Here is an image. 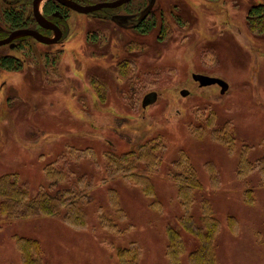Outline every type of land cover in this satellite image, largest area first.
Listing matches in <instances>:
<instances>
[{
    "label": "rangeland",
    "instance_id": "obj_1",
    "mask_svg": "<svg viewBox=\"0 0 264 264\" xmlns=\"http://www.w3.org/2000/svg\"><path fill=\"white\" fill-rule=\"evenodd\" d=\"M144 1L134 0L109 17L70 12L62 23L64 37L55 45L24 38L17 46L0 47V59L11 56L22 64L18 71L0 66V177L18 175L33 197L48 191V166L71 173L60 188L81 176L94 185L84 230L61 218L0 217V264H22L17 237L39 241L45 264H121L120 250L133 246L139 252L135 264H172L166 254L170 228L186 244L178 264H191L196 231L205 227V201L221 223L218 264H264L262 178L258 172L238 176L241 165L264 159V34L251 31L248 23L250 7L264 0H157L155 26L146 35L134 28L142 10L133 8ZM32 2L0 0V37L12 30L5 11L28 16ZM129 11L136 13L132 21L111 17L126 19ZM194 74L222 79L229 87L224 93L219 85L201 87ZM150 93L157 99L144 106ZM224 127L234 136L230 146L211 136ZM158 139L166 146L153 176L161 210L131 181L107 179L104 159L106 152L124 154ZM88 149L93 156L76 153ZM181 156L203 185L189 209L169 177ZM212 175L219 178L216 190ZM247 187L253 190L252 204L244 199ZM111 189L125 213L123 219L115 216L124 233L102 225V213L115 214ZM231 217L237 231L230 229Z\"/></svg>",
    "mask_w": 264,
    "mask_h": 264
},
{
    "label": "trees",
    "instance_id": "obj_2",
    "mask_svg": "<svg viewBox=\"0 0 264 264\" xmlns=\"http://www.w3.org/2000/svg\"><path fill=\"white\" fill-rule=\"evenodd\" d=\"M55 7V3L50 1L47 5V11H52ZM24 15V13H19L15 10L11 12L5 11V18L12 28L27 27L30 24L31 18L28 20ZM248 23L251 31L259 35L264 34L263 6L253 7L250 10ZM152 28L153 25L147 23L141 27V32L148 33ZM0 66L14 71L22 69L21 61L15 57L0 59ZM211 136L216 141L229 146L235 142L233 134L225 127L212 131ZM165 149L166 146L158 139L142 143L136 149L124 154H116L113 151L104 153L107 179L122 177L131 181L141 187L147 196L155 199L152 203L153 208L161 210L162 205L156 199L153 176L161 167ZM76 153L79 155L90 153V157L94 154L89 149L87 151H76ZM180 158L173 162L169 177L177 186L178 198L181 204L186 209H189L196 203L197 192L203 189V185L190 160L184 156ZM211 170L213 169L211 168ZM45 171L49 179L48 191L38 193L36 197L32 196L31 190L27 185L20 182L18 175L9 174L0 177V217L11 221L27 220L38 216L61 218L67 226L73 229L84 230L88 228L89 222L85 204L91 199L94 185L86 176H81L77 178L72 186L60 188L65 182H69L72 176L71 173L55 166H48ZM254 172H258L261 175V182L264 185V159L259 160L255 165L249 162L241 165L238 176L243 179ZM213 174H215L214 171ZM211 183L212 186L216 187L214 189L216 190L220 185L219 178L216 175H212ZM108 193L115 214L114 217H107L102 213V225L107 231L124 233V230L119 229L115 216L123 219L125 213L118 205L116 191L111 189ZM244 199L249 204L254 203L253 190L250 187L245 189ZM205 203L207 208L204 217L205 227L196 231L198 248L189 256L191 264H218L216 237L221 229V223L210 212L208 201H205ZM186 218L188 220L191 219L189 216ZM229 225H231L230 229L238 230L234 227L235 219L233 217L230 218ZM2 229L3 227L0 226V234ZM167 234V257L172 264H178L186 249L185 241L181 233L176 229L170 228ZM16 245L21 255L22 264H45L39 241L17 237ZM138 258L139 252L134 246L119 252L121 264H135L134 261L137 262Z\"/></svg>",
    "mask_w": 264,
    "mask_h": 264
},
{
    "label": "flooded vegetation",
    "instance_id": "obj_3",
    "mask_svg": "<svg viewBox=\"0 0 264 264\" xmlns=\"http://www.w3.org/2000/svg\"><path fill=\"white\" fill-rule=\"evenodd\" d=\"M34 1L32 2V9L30 11V14L27 16L25 14V12H22L24 13L25 17L28 18H31V21L29 22L30 24L27 26V27H22V28H12V26L10 25L11 27V33L8 34L7 36L5 37H0V41H3L7 38H9L15 31L17 30H24V29H30V30H34V31H37L38 33H40L41 35H43L44 37L46 38H49V39H55L57 37V34L55 32L54 29H49V28H45V27H42L36 20L35 16H34ZM52 1L55 3V8L54 10L52 11H47V5L49 4V2ZM68 1H72L73 3H76V4H79L81 6H93V5H97V4H100V3H111V2H115V1H120V0H68ZM156 1L157 0H150V1H144L142 3H140L139 5L135 6V8L137 9H134V11L137 10V12H140L141 13L137 16L138 18V22L135 24L134 28L137 29L139 31V33H142V34H148L152 31V29H154V26H155V23L152 22V12H153V9H154V6L156 4ZM212 1V0H211ZM44 2V5H43V9L41 10V3ZM133 2L134 0H130L128 1L127 3H124L122 4L121 6L119 7H116V8H103L101 10H98V11H95L93 13H88V14H82V13H78L76 11H74L73 9H71L70 7H68L67 5H64L62 4L61 2L57 1V0H41L40 3H39V10L42 14V16L53 26V27H57L62 35H61V38L54 44H43V43H40L38 42L37 40H35L34 38L32 37H28V36H23V37H18V38H15L11 43L9 44H6V45H3V46H0V47H4V46H11V47H14L15 44L17 46V43L16 41L19 39H24V38H27V39H33L35 40L36 42L40 43V44H43V45H55V44H58L60 43V41L63 39L64 37V33H65V29H64V26H63V22H68V19H69V16H70V12L72 13H76V14H79V15H88V16H98L100 17L101 15L104 14V16L106 17H109L110 16V13H120L122 11H125L127 10L126 8L130 7L131 4L133 6ZM153 4V5H152ZM152 5V6H151ZM151 6V9L150 11L148 12V14L146 15L145 18H143V15L144 13L147 11V9ZM257 6H263L264 7V4H260V5H253L252 7H250V10L253 8V7H257ZM126 7V8H125ZM132 9V8H131ZM249 10V12H250ZM9 12L13 11V10H7ZM17 12V11H16ZM248 12V14H249ZM20 13V12H19ZM126 16H128V18L126 19H117V17H114L113 15H111V17L113 18V20L115 22H118V23H125L126 21H132L133 20V15H135L136 13L133 11H129V12H126L125 13ZM124 14V15H125ZM131 17V18H130ZM6 19V18H5ZM7 21V20H6ZM147 23H150L153 25V28L148 32V33H143L141 32V27H143L144 25H146ZM32 24L35 25V27H32ZM31 25V26H30ZM4 57H11V56H4ZM2 57V58H4ZM9 71H14V70H9ZM198 83V82H197Z\"/></svg>",
    "mask_w": 264,
    "mask_h": 264
},
{
    "label": "water",
    "instance_id": "obj_4",
    "mask_svg": "<svg viewBox=\"0 0 264 264\" xmlns=\"http://www.w3.org/2000/svg\"><path fill=\"white\" fill-rule=\"evenodd\" d=\"M41 0H35L34 1V16L37 20V22L45 28H49V29H54L57 37L55 39H49L44 37L43 35H41L40 33H38L37 31L34 30H30V29H24V30H17L15 31L9 38L0 41V46L6 45L11 43L15 38L18 37H23V36H28V37H32L35 40H37L40 43L43 44H54L56 43L60 38H61V31L57 28V27H53L41 14L40 10H39V3ZM59 2H61L64 5H67L68 7H70L71 9H73L74 11L78 12V13H82V14H88V13H93L95 11L101 10L103 8H116L121 6L124 3H127L130 0H120V1H115V2H111V3H100L97 5H93V6H81L79 4L73 3L72 1H68V0H57ZM153 5V4H152ZM151 5V6H152ZM151 6L147 9V11L144 13L143 18L146 17V15L148 14V12L151 9ZM193 79L198 82L200 84L201 87H208V86H212V85H219L222 88V92L224 93L225 91H227L228 89V84L219 78H214V77H210V76H206V75H202V74H194L193 75ZM182 96H186L188 94V92L186 90H183L181 92ZM157 99V94L156 93H150L148 94L143 102L144 106L149 105L151 102H154Z\"/></svg>",
    "mask_w": 264,
    "mask_h": 264
}]
</instances>
